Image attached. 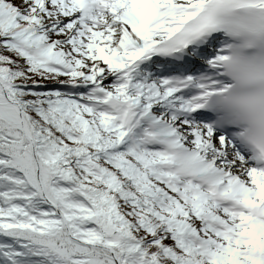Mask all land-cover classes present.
<instances>
[{"label":"snow or ice","instance_id":"obj_1","mask_svg":"<svg viewBox=\"0 0 264 264\" xmlns=\"http://www.w3.org/2000/svg\"><path fill=\"white\" fill-rule=\"evenodd\" d=\"M0 264H264V0H0Z\"/></svg>","mask_w":264,"mask_h":264}]
</instances>
